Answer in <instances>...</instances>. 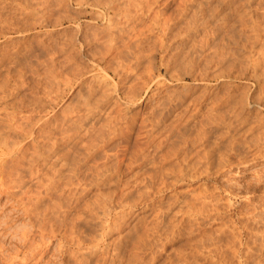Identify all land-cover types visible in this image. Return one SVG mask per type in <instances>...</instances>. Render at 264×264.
<instances>
[{"label":"rangeland","instance_id":"rangeland-1","mask_svg":"<svg viewBox=\"0 0 264 264\" xmlns=\"http://www.w3.org/2000/svg\"><path fill=\"white\" fill-rule=\"evenodd\" d=\"M146 1L147 0H145V2ZM212 1H214V2H212ZM217 1L218 0H216V1L215 0H148L149 3L148 2H146L147 4L144 3L147 6L144 5L143 13L141 14V16L136 17V18L134 17L135 19L132 21L133 23H135L134 25L137 24L136 28L138 27L137 29L140 30V33L142 34V32H143V34H144V35L142 34L143 37L141 35H139V39H140V41L142 40V38H143V40L145 39L144 41H142V42H145V44L143 43L144 45L142 44L143 45L142 46L141 43H139L142 47H140V45H139L138 49L136 50V52L134 54L131 51L129 53L128 48H126V50H128V51H126L124 49L125 52L123 51L124 52L123 55L122 54L117 55V51L114 50L109 55L115 57L117 62H115V60L114 61L112 60V59H114L113 57L110 58L111 56L110 57L108 56L107 57L108 59L106 58L103 62L101 61V63H99V60H101L100 55H99V54H101V52L99 53V51L102 50V52L103 51L106 52V49H101L102 46H103L102 48H106V46H104L102 40L100 39L101 36L103 35V33H105L103 31L104 30L103 26L106 23L105 22L106 19L105 18L103 19V17H98L96 15L97 11L98 12L101 11L98 8H95L92 5L90 6V4H87V3H85V4L80 3L78 1L80 3L79 4L75 0H23V1L22 0H15V1L14 0H0V32H2V30L5 33L7 32L6 34L0 33L1 34L0 35V50H1L0 51V55H1L0 60L2 61V62L0 61V82H1L0 87L1 86L3 87V83H2L3 81H1V80L4 79L5 80L4 82L6 83L5 90L7 89V91H9V92L5 91L7 94L5 96V99H6V97H8L11 94L7 98L9 100V102L7 104H9L11 102L10 103L11 105H8V106L10 107V109L12 111H10V109H7L8 111H10V112L15 111L14 113H17V110L20 109L18 106L23 102L24 104L23 103L22 104L25 105V107L21 104L23 107L22 113H25V114L27 113L28 115H31L32 113L38 112V114L36 113L37 115L41 114V116H39V118L37 117L36 114H34V116H33V118L35 116L37 117L38 124L42 123V121H44V119L46 120L47 118L53 117L54 115L56 116V114H57L56 118L58 120L59 119L61 120L60 117L67 118L68 116H72V113L76 114L75 111L78 110L77 107L79 108L80 107L79 105H81L79 103H83L84 100L87 98L86 96L88 93V89L92 84H94L95 79L99 78V77L103 79L104 77H106L105 79H106L107 86H105V87L103 86L104 87L103 89L106 90L104 92V94L108 95V96H106V98H104L105 95H102V98H104V99L101 98V100H100L102 107L105 105L104 109L102 107L101 108L106 113H102L103 115L101 114V116L99 115L100 120L98 119L99 118L98 117L93 121L94 123L92 122L94 124V127L97 125V123L99 124L94 128V129H96L95 130L96 132H97L98 127H101L100 130L103 129L102 131L104 132L105 140H103L104 142L100 141L98 143V145H100L99 146L100 149L97 152H95L94 155L96 156L95 159H97L98 161L99 160L101 161V162L99 161L100 163L106 162L108 164H112V162H113V164H117L118 170H117V172L114 173V176H113L114 178L112 177L113 179L111 178L107 182L108 184L105 183L98 188L93 187V186L89 187V190L87 189L83 193L84 195H82L80 200L77 202V204H78L77 207L74 208L72 206L68 209L69 212L66 211V212H68L66 214L68 216L67 219L70 217H75L79 214L81 215V212H82V211H80L81 207H82L81 205L84 206V204L88 202V199L89 200L91 199L90 201L92 202V199L95 198L97 200L99 198L98 196L100 194H101L100 195V197H101L102 194L104 195V194H106V192H108V193L110 192V194H112V195L114 194V197L115 196L118 197V195H120V194L122 195V194L128 193L127 195L126 194L124 195V197L125 196L128 197V198L126 197L127 200L125 199L126 204L123 208L120 209L124 213V214L121 213L123 215V217L121 215L120 217H122V218H120V220H119L122 225L121 224H120V226L116 225L117 229H116V226H114L115 228L112 227L113 230L111 228L110 230L109 229L105 230L106 232L101 231V230L95 231V232H97L96 237L99 236V238H97V240H98L97 246L99 248H103V249H101V251L98 250V253H97L95 258H97L98 255L101 258L104 256L106 258L105 253H107L108 259L106 258V261H107L106 264H109V262H111L112 260H114L113 262H115V261L117 262V255H115L116 256V258H115V256H113V254H114L113 252H115L114 247L117 244L116 242H118V241L122 242L121 245H123L120 248L121 250H119L121 252V254L119 253L120 255L118 256L119 259L122 258V260H120L121 264H149V262H150V264H205L204 263V254H203L204 253V246L202 244L204 241L207 242L208 240L211 239V238L209 239V236H207V234H209L210 237H213V239H211V242H210L212 244H209V241L207 242L209 245H211L210 247H212L214 244L216 245V243L218 242L216 246L214 245L215 247L218 246L217 248H219L217 250H218V255H219L218 260L219 259L220 260L217 262L220 263V261L223 258H225L223 260H225L226 263H225V261L222 260L220 264H230V262H227L233 257V252H231L232 250H230L229 253L227 252L229 250L228 246L230 245L229 240L227 241V239H230L229 238L230 237V229L233 230L232 227H234V226H237V227H234V229L235 228L237 230L243 229L240 225L242 218H245L246 216L250 218L251 217L250 213L252 214V217L249 220V224L254 228L256 227L255 228L256 233H253V236L255 235L254 236L255 238L252 236L253 244L255 241H256L255 242L256 244L255 245L252 244V247L253 248L255 247V248L254 249L252 248V250L250 252L255 256L258 252V250L257 251L255 250L256 247L258 246V248H259L260 245L262 243H264V240H262V238H264V236H262V235H264V233H262V232H264V231H260V230L264 229V227H262V226H264V221H262V220H264V218H262V216H264V212L259 213L260 211H264V210H262V209H264V208H262V207H264V183L257 182L258 176L260 174L264 173V172H262V171H264V132H261V130H257V129H254L255 131L249 130L246 127V123H248L249 121H253L254 118L255 119L253 122H255V120H258L259 118H260L259 121H261V122L264 121V105H261L260 106L261 108L256 105V103H257L256 101H258L260 99L256 100L254 103V100L259 97V96L257 97L256 95L260 94V90H259V87L257 85V82L251 77L252 71H251V68H250L248 61L246 59V54H245V50H244L245 47L243 46V44H241L243 41H245V39L243 38L244 35L241 34L240 32H237L238 33L237 34L235 32V30H230L232 28V26H227L225 29H220L219 28L220 25H218V24H211L212 26L209 25L210 27L209 26L208 27L210 29L207 27L206 30H208V31H204V33H200L199 35H201V36L196 35L195 37L198 36L197 38H195V37L187 38L183 34V33L187 32V29L185 27L189 26V23H187V22H188V20H191V17H197V18H198V16L200 17L202 15V12H205V10L208 9L209 4H216L215 2H217ZM242 1L243 0H241V1L236 0V2H239L240 4L242 3ZM245 1H248V0H244L243 2H245ZM249 1L248 2L250 4V6H252V7H250V8L248 7V9H251L254 14H260V13L264 12V5H261V4H264V0H249ZM181 2H182V4L183 3L184 4L182 5ZM48 5H52L53 9L51 12L52 13L54 12V13L53 14L51 13L50 21L45 23L44 26L40 25L38 23V19L35 20V17L31 18V16H29V15H31V13L33 11L34 12H36L37 10L39 11L40 7L43 10ZM124 6L126 7V2H124L123 7ZM150 6H151V9H150ZM5 7H7V8H5ZM147 7L150 10V12H149V10H147ZM129 8L131 11L134 9L133 7H129ZM41 9H40V11H41ZM197 9H200V11ZM29 11H30V13H29ZM79 11H80V13H79ZM57 12H58V14H57ZM134 12L136 13L137 11L133 10V12H131V13H134ZM147 12H149V15ZM158 12L163 13L162 15H164V17L161 14H160L161 15L160 16ZM61 13L63 14V16ZM198 13H201V14L199 15ZM146 15L148 17H146ZM151 15H153L154 17L151 18ZM167 15L170 19L172 17L173 18L175 17V19H176V17H177L178 18L176 20L177 25H175L174 29L170 32L171 34L168 33V35L160 37L158 35L159 33L157 30L161 27V23H162V21H164L165 18H167ZM170 15H172V16L170 17ZM184 15L186 16V18L184 17ZM24 16H25V18H24ZM58 16H60V17L62 16L60 18V21H56ZM135 16H138V15H135ZM142 16H144V17H142ZM179 18H182L184 21L181 22V20ZM175 19H173V20L175 21ZM21 20H25L26 23H25V21H21ZM35 21H37V22H35ZM32 22H34L35 25H34V23L32 24ZM30 23H31V25H33V26H31L32 28L30 27ZM183 23H184V25H183ZM121 25L126 28L125 33L127 35V33H128L127 28L129 29V27L127 26L128 24L127 23L124 24V22H123V24L121 23ZM153 25H155V26L153 27ZM141 30H144V31H141ZM177 30H179V32H177ZM129 31L130 32L128 33L127 37L124 35L125 33L123 34V36L125 37V40H124V37L122 36L125 43H126V39L127 40L130 39L129 34H130V36L132 34V32H131L132 29L131 30L129 29ZM145 34H146V36H145ZM171 35L172 36L175 35L172 38L173 40H171V37H172ZM238 36H240L241 39ZM96 37H98V38L100 37L99 40H98V38L95 39ZM146 37H149V38H146ZM158 37H160L162 39L161 41H163L161 48L159 47L160 46V43H159L160 38L158 39ZM122 38L120 37L121 41L118 38V41H119L118 44H120V43L122 44ZM156 39H158V40H156ZM132 40L130 39V42H132ZM148 40H150V41H148ZM227 40H228V43H227ZM124 41H123V44L125 46ZM128 42H129V40H128ZM65 43L66 44L68 43V44L66 45ZM229 43H231V44H229ZM232 43H234V44H232ZM222 44H223V46H222ZM146 46H148V47H146ZM247 46L249 47V43H247ZM68 47H71V48H68ZM118 47H119V45H118ZM125 47H123V48H125ZM48 49H49V51H48ZM56 49H57V51H56ZM119 50L122 51V48H120ZM138 50H140V51H138ZM143 50H145V51H143ZM46 51H48V53ZM55 51H56V53H55ZM91 51H92V54H91ZM203 51H204V53H203ZM237 51H239V52H237ZM242 51L244 52V54ZM66 52H70V53L67 54ZM113 52H116V53H113ZM123 52H121V53H123ZM69 54H71V55H69ZM139 54L141 55V57ZM136 55L139 56V62H137L136 61L137 59H135V57H134ZM71 56H73V59H71L72 58ZM74 56L76 57V59H74L75 58ZM138 56H136V58H138ZM67 57H69V58L71 57L70 60L67 59ZM49 58H50L51 62H52V59L56 60V62H55L56 73H53V76H55L53 78H52V76H49L50 74L49 75L47 74L48 68L46 67L47 66L46 63L49 61L48 60ZM109 58L111 59L110 62L112 65H110V62L108 61ZM127 59H129V60H127ZM167 59H169V60H167ZM66 60H69L70 62L68 61V63H67ZM76 60H77V62H75ZM31 61H32V63H31ZM57 61L59 62V64ZM73 61L75 62V64L78 63V66H79L81 72L83 73L81 77H79V76L77 77L75 74H73V68H74L72 66V65H74ZM127 61L129 63H127ZM191 61L195 62V64H193ZM51 62H48V64ZM120 62H122V64ZM190 62L192 63L191 65L188 64ZM202 62L203 63L207 62L206 64L208 66L205 63L203 64ZM23 63H25V64L27 63L28 65L26 64V66H25V64H23ZM161 63H163V64L161 65ZM108 64L110 66H108ZM120 64L123 66H121ZM196 64H198V66H196ZM32 65H34V66H32ZM49 65L51 66L52 64H49ZM81 65H83V66H81ZM145 65L147 68L145 67ZM42 66H43V68H42ZM58 66H59V69H57ZM112 66H114V68ZM201 66H202V68H201ZM69 67H72V69ZM115 67H117V68H115ZM122 67H123V69H122ZM185 67H187V68H185ZM199 67L201 68V70H198V69H200ZM117 69H118V71H119V69H120V71H124V69H125L124 72H125V74H128V75L124 74L121 78L118 77L116 74L118 72ZM84 70H85V72H84ZM138 70H140V71H138ZM172 70H174V71H172ZM126 72H128V73H126ZM142 72H144V73H142ZM45 73H46V75H45ZM54 74H56V75H54ZM203 74H205L206 76L205 75L202 76ZM214 74H217L218 76L215 75L216 77H214ZM201 76L205 77V79L201 78ZM2 77H3V79H2ZM206 77H209V78H206ZM47 78L48 79L50 78V79L48 80ZM29 79H31V80H29ZM67 79H69V80H67ZM14 80L16 83L14 82ZM7 81H8V83H7ZM46 82L49 84H47ZM95 87H97L96 83H95ZM34 88H36V89H34ZM108 91H109V94H107ZM225 91H228V92H225ZM234 91H235V94H234ZM29 92H30V94H29ZM44 92L46 93V95ZM229 92L230 93L232 92V94H234V95L237 94V96L238 95L240 96L242 94V96L244 97L243 107L241 108L242 112H244L242 114H244V115L241 118L239 117L241 120L239 118L238 119L234 118L236 116H234L235 114H234V112H232L233 111L232 106L230 108L231 104L228 105L229 103L225 100L226 97L228 98ZM246 93H248V94H246ZM99 94H100V92H99ZM99 94L97 93V95H99ZM16 95L18 97H21L22 99L16 97ZM224 95H226V96H224ZM255 96H256V98H255ZM12 98H15V99H12ZM253 98H254V100H253ZM18 99L21 103L18 101ZM105 99H106V101H104ZM107 99H108V102H107ZM13 100L14 101L16 100L15 101L16 104H18V103H20V104H18V106L15 107V104L14 105L12 104V103H15ZM38 100L40 101V103ZM95 100H96V98H95ZM109 100H110V102H109ZM252 100H253V102H252ZM33 101H34V103H33ZM93 101H94V99H93ZM27 102H28V104H27ZM35 102H36V104H35ZM105 103H110V105L109 104L106 105ZM160 103H162V104H160ZM26 104H27V106H26ZM37 105H38V107H37ZM226 105H228V106H226ZM75 106H77V107H75ZM195 108H196V110H195ZM13 109H14V111H13ZM29 109L30 110L33 109L35 112L33 110L30 111ZM46 109H48V110H46ZM28 110L30 112H28ZM103 110L101 112H103ZM157 110H159V111H157ZM43 111H44V113H43ZM200 111H202V112H200ZM67 113H70V114H67ZM108 113L110 116V117H108L109 121L107 118H104L105 117L104 114L107 115ZM27 114H26V116H27ZM66 114H67V116H66ZM213 114H214V116H213ZM229 114H231V115H229ZM245 115L247 118L244 117ZM112 116H113V118H112ZM218 116L222 119V125L220 123L221 119ZM231 116H233V117H231ZM80 117H81V121H82V119H84L83 118L84 116H80ZM148 117H150L151 119ZM243 118H244L245 124L243 122ZM50 119H52V118H50ZM184 119L186 122L184 121ZM229 119H231V120H229ZM235 119L237 120L238 123H234V122H236V121H234ZM98 120H99V122H98ZM153 120H154V122H153ZM215 120L218 122H216ZM35 121H37V120L36 119L33 120L34 123H35ZM228 121H231V123L233 122V124H231L230 122L228 123ZM82 122H84V120ZM152 123H154L156 125V127L152 126ZM197 123H199V124H197ZM38 124H34V126H36ZM234 124L235 125L238 124V126L236 125L237 127H235ZM239 124L240 125L242 124V126H240ZM39 125H41V124H39ZM115 125H116V127H115ZM233 125L235 128L233 127ZM113 126L115 128H113ZM206 127H207V130H206ZM203 128H205V129L203 130ZM199 129H200V131H199ZM152 130H153V132H152ZM107 131H108V133H107ZM233 132L234 133L236 132L237 134L235 133V135H234ZM241 132H244V133H241ZM181 133H182V135H181ZM252 133H254V134H252ZM143 135H145V136L143 137ZM209 135H210V137H209ZM206 137L208 138V140L206 139ZM29 139H30L29 137H26L25 142L29 141ZM213 139H214V141H213ZM203 140L204 141L206 140L208 143L206 141L204 142ZM248 141H250V142H248ZM158 142H159V144H158ZM229 142H230V144H229ZM257 143H259V144H257ZM118 146H119V148H118ZM154 146H156V147L154 148ZM192 146H193V148H192ZM137 147H138V149H137ZM240 151H242V152H240ZM194 152H196L197 154ZM166 153L168 156L165 155ZM101 154L103 155V157ZM188 154L190 156H192L193 158L194 157L195 158L193 159L192 157H189ZM187 155L189 157V158H187L188 160L186 159ZM236 155H238V156H236ZM107 156H110V157H107ZM182 156H183V158H182L183 161L181 159ZM196 156L198 157L197 158L198 160L196 159ZM201 156H203V157H201ZM162 158H163V160H162ZM201 158H204V159L201 160ZM179 159H181V160H179ZM185 159H186V161L184 162ZM232 159H233V161H232ZM91 160H94V157H91ZM115 160L117 162H115ZM131 161H132V163H131ZM162 161H164V162H162ZM180 161H182V162H180ZM197 161H199V162L197 163ZM152 162H154V163H152ZM175 162H177L178 165L182 163L183 166H185L187 168H188V165H190L189 167L190 168L192 167L193 168L192 170H194V172L189 168L190 170L188 169L187 171H185L183 173V176L175 183V185L170 186L168 184L167 185L168 187H166V185L162 186L163 185V183H161L162 180L167 181L170 177L173 176V170H176V168L179 167L177 165V163H175ZM187 162H189L188 165L186 164ZM213 163H215L216 165ZM173 166H174V168H173ZM175 166H178V167L175 168ZM201 166L202 167L204 166L202 168L204 170H202V171H200ZM171 167L173 168V170ZM135 170H136V172H135ZM137 170H138V172H137ZM167 170L168 171L170 170V171L168 172ZM139 171L140 172L142 171V172L140 173ZM151 171H153V172H151ZM205 171H207V172H205ZM192 173H194L195 175ZM144 175H145V177H144ZM168 175H172V176L167 177ZM145 178H146V180H145ZM149 179L150 180L152 179V180L150 181ZM170 179L168 181H170ZM86 180L85 181L82 180V181L86 182ZM82 181L79 184L80 186L78 185L79 187L85 186V183L83 184ZM230 181H232V182H230ZM144 182H146L148 184V186H150V188L148 187V189H150V190L149 191L146 190L148 192V194H147V192H145V189H147V188L146 187L144 188V186L146 185ZM157 185L158 186L160 185L159 186L160 188ZM227 186H229V187L231 186V187L229 188ZM260 186H261V188H260ZM105 187H107V188H105ZM195 187L198 189H195ZM130 189L132 191H129ZM112 191H114V192H112ZM189 192L192 195H190ZM134 193H135V195H134ZM137 193H139V194H137ZM198 193L201 194L202 196L199 195ZM97 194H99V195H97ZM136 194H137V196H136ZM203 194H205V196ZM194 195L196 197H194ZM84 196L86 197V200H85ZM95 196L98 198H96ZM209 196H211L212 198ZM2 197H0V203H1L0 204V206H1L0 207V214L1 215L3 214L5 217L3 215L0 216V220H3V219L5 220L6 216H9V217H7L8 219H6V220H9V218H12L11 219L12 221L10 223L12 225V228H10V227L8 228L9 230L6 234L7 237L5 236L6 241H5V239H3L4 237H2V239L4 240V242L6 244H8L10 246L11 244H9V242L11 239H13V240L16 239V241L21 242L22 236L21 235L19 236V234H21V231L23 232L25 230V228H27L25 230V232L29 233V235L31 234L32 231H35V230H34V228L32 230V227L29 224V220H27L26 216L22 215V212L20 211V209L17 210L18 206H16L15 204H12V202H13V200H11L12 198L11 199L9 197L7 198V196H5V195ZM204 197L205 198L208 197L209 199L207 200V198L205 199ZM210 198L212 199V201L214 200L213 201L214 203L211 202ZM217 198H218V200H217ZM7 199H9V200H7ZM183 200H185V201H183ZM229 200H230V202H229ZM7 201H9V202H7ZM83 202H84V204H81ZM167 202H169V203H167ZM255 202H256V204H255ZM9 203H11L12 205ZM4 204H5V206H4ZM205 204L209 208L206 207ZM164 205H165V208H164ZM197 205H199V206H197ZM217 205H218V207L222 206L221 207L222 209L220 208L221 209L220 210L217 207ZM78 206L80 209L78 208ZM210 206H211V208H210ZM185 207H186V210H185ZM201 207H203V208H201ZM199 208L202 209V211ZM205 208L207 210L210 209L209 210L210 212H205L206 211ZM216 208H217V210H216ZM130 209H132V211ZM223 209H225V210L223 211ZM212 210H213V212H211ZM251 210L253 213L251 212ZM254 210H255V212H254ZM168 211H169V213H168ZM185 211H186V213H185ZM221 211H222V213H221ZM242 211H243V213H241ZM204 212H205V214H204ZM245 212L247 214H245ZM256 212L258 213V215H261V216L259 217ZM76 213H77V215H76ZM172 213H173V215H172ZM219 213L222 215H220ZM224 213H226L225 214L226 217H224ZM254 213L256 214V216L258 218L256 216L255 217L253 216ZM177 214H178V216H177ZM214 214H216V215L219 214V216L218 215L215 216ZM69 215H71V216H69ZM201 216L202 217L206 216L208 218L200 219ZM172 217H174V218H172ZM253 217H254V219H253ZM260 218H261V221H259ZM223 219H225V220H223ZM213 220H215L217 222H215ZM27 221H28V223H27ZM96 221H97V219H96ZM173 221H175V223ZM200 221H202V222H200ZM208 221H210V222H208ZM81 222H83V221H81ZM196 222H198V223H196ZM205 222H207V223H205ZM228 222H230L231 225L234 223L235 224L232 225V227H231L230 223H228ZM92 223H90V224H92ZM217 223H220L221 225L217 224ZM222 223H223V225H222ZM227 223H228V225H227ZM90 224H88V225H90ZM197 224H198V226H197ZM29 225H30V227H27ZM82 225H83L85 230H87V231L91 230L89 228L90 226L87 227V224H85V222H83ZM168 225L171 227H169ZM217 225L220 227V229H217V228H219ZM224 225L225 226L227 225L225 227L226 229H224ZM118 226H119V228H118ZM222 226H223V228H222ZM229 226H230V228H228ZM29 228H31V229H29ZM221 228L223 230H221ZM10 229H12V230H10ZM13 229H17V230H15V232H14ZM19 229H20V232L18 233ZM158 229H161V230H158ZM215 229H216V233L223 231L222 236L220 235L222 233H219L220 240H219V238L216 237V235H218V234L215 233ZM29 230L30 231L32 230V231L30 232ZM151 230H153V231H151ZM224 230L225 231L228 230V231L225 232ZM1 231H2V229H0V232ZM9 231H11L10 235H8ZM257 231H259L260 233ZM13 232L16 235H13L12 234ZM95 232H91V233L94 235ZM98 232H100V235ZM228 232H229V234H228ZM11 234H12V236H11ZM17 234H18V236H17ZM35 234H36V232H34V234H32V237L34 239L36 238L37 242H40V240L38 241V239H40V237H38L39 236L38 233L36 234V236H35ZM150 234H151V236H150ZM260 234H262V235H260ZM164 235H166V236H164ZM199 235H200V237H198ZM204 235H205V237H204ZM258 236H260V238ZM16 237L19 238L20 240L19 239L17 240ZM206 237H207V239H206ZM222 237H223V239H226V240L221 241ZM216 238L219 241L216 240ZM45 239L48 240V238H45ZM257 239H258V241H257ZM214 240H215V243H213ZM244 240H245V238L241 239L240 241L238 240L239 244L243 247L245 245ZM57 241L58 240H56V238L53 239L52 241L49 240V245H48V247H46V250L43 252V255H42L43 261H41L40 264H42V262H44V261H45L44 264H49V263L50 264H65L66 262L68 264H70V263L74 264L75 259L73 260L72 256H70V255L68 256V255H66V253H62V251L58 250L59 245H57L58 244ZM136 241H138V242H136ZM157 241H160V242H157ZM46 242H48V241H46ZM10 243H13L15 245L18 242L15 243V241L13 242L11 240ZM123 243H126V244H123ZM14 245H11L9 247L10 250L8 249L9 250V256H10V254H12V255L14 254V253H11L16 249V245L15 246ZM42 246L43 245H41V247ZM160 246H162V247H160ZM104 247L106 248V250ZM221 247H224V248H221ZM225 247H227V249ZM11 248H13V249H11ZM107 249H108V252H107ZM220 249L221 250L225 249L224 250L225 253L223 251H221ZM230 249H231V247H230ZM149 250L151 253L149 252ZM71 251L76 252L73 249H71ZM102 251H104L105 253ZM219 251H221L222 253L220 252V254H219ZM29 252H30V250L28 251V253ZM226 252H227V254H226ZM99 253H101V254L104 253V255L102 254V256H101V254H99ZM61 254H63V256ZM130 254H131V256H130ZM222 254H224L225 257ZM229 254H231V255L228 257L227 255H229ZM134 255H136V256H134ZM65 256H66V258H65ZM220 256L221 257L223 256V257L221 258ZM237 257L239 260L237 259ZM67 258L69 259V262H68ZM212 258H214V257H212ZM233 258L231 260H234V262H236V263H237V261L240 262V259H242L241 256H238V253H236V257H233ZM94 259H93V261H94ZM110 259H111V261H109ZM70 260L73 262H71ZM144 260H145V262H144ZM211 260H213V259H211ZM262 261H264V260H262ZM116 262H115V264H116ZM254 262H255L254 260H252V262L249 261L250 264H257L256 262L255 263ZM243 263H244V260H243ZM0 264H4V261L0 260Z\"/></svg>","mask_w":264,"mask_h":264},{"label":"bare ground","instance_id":"bare-ground-1","mask_svg":"<svg viewBox=\"0 0 264 264\" xmlns=\"http://www.w3.org/2000/svg\"><path fill=\"white\" fill-rule=\"evenodd\" d=\"M15 1V0H14ZM23 1V0H22ZM76 2H80V3H87V4H90V6L92 5L93 7L95 8H98L99 10L101 11H97L96 12V15L98 17H103V19L105 18L106 19V23L104 24L103 26V31L105 33H103V35L101 36V40L104 44V46H106V48H102L101 49H106V52H102L99 51V53L101 52L100 55V59L99 60V63H101V61L103 62L108 56L110 57L112 53V51H117V55L119 54H124V49L126 50V48H128L129 50V53L130 51L133 52V54L136 52V50L138 49L139 47V43H141V45L145 42H142L144 41L143 38L142 40L140 41L139 39V35L142 36V34L140 33V30H138L136 28V25H134L135 23H133L132 21L136 18V17H139L141 16V14L143 13V9H144V5L147 6L146 2H148V0L145 2V0H75ZM216 1V0H215ZM241 1V0H240ZM244 1V0H243ZM240 4L239 2H236V0H218L217 2H215L216 4H209L208 6V9L205 10V12H202V15L198 18L197 17H191V20H188L187 23H189V26L185 27L187 29V32L183 33L187 38H191V37H195L196 35H199L200 33H204V31H208L206 30L207 27L211 24H218L220 25V29H225L227 26H232V28L230 30H235V32H240L241 34H243V38L245 39V41H243L241 44H243V46L245 47V54H246V59L248 61V64L251 68V77L257 82V85L259 87V90H260V94L259 95H256L258 98L254 100V103L256 100L257 103L256 105L258 107H260L261 105H264V12L260 13V14H254L252 12L251 9H248V7H252L250 6L249 2L248 1H245ZM28 2V1H27ZM74 2V1H73ZM78 2V3H79ZM124 2H126V7L124 6L123 7V4ZM187 2V1H186ZM190 2V1H189ZM214 2V1H212ZM31 3V2H30ZM35 3V2H34ZM57 3V2H56ZM79 3V4H80ZM146 3V4H144ZM149 3V2H148ZM211 3V2H210ZM21 4V3H20ZM182 4V2H181ZM184 4V3H183ZM182 4V5H183ZM192 4V3H191ZM200 4V3H199ZM198 4V5H199ZM24 5V4H23ZM33 5V4H32ZM53 5V4H52ZM52 5H48L45 9H39V11L37 10L36 12H32L31 15V18L35 17V20L38 19V23L40 25H43L45 23H47L48 21H50V16H51V11H52ZM64 5V4H63ZM261 5H264V4H261ZM78 6V5H77ZM189 6V5H188ZM3 7V6H2ZM58 7V6H57ZM64 7V6H63ZM129 7H133L134 11H137L136 13H131L133 12V10L131 11ZM196 7V6H195ZM7 8V7H5ZM35 8V7H34ZM44 8V7H43ZM56 8V7H55ZM185 8V7H184ZM255 8V7H254ZM97 9V10H98ZM146 9V8H145ZM150 9H151V6H150ZM147 10L148 7H147ZM146 10V11H147ZM200 11V9H197ZM2 11V10H1ZM4 11V10H3ZM54 11V10H53ZM198 11V12H199ZM254 11V10H253ZM63 12V11H62ZM150 12V10H149ZM149 12L148 15H149ZM30 13V11H29ZM54 13V12H53ZM52 13V14H53ZM80 13V11H79ZM87 13V12H86ZM159 13V12H158ZM175 13V12H174ZM27 14V13H26ZM58 14V12H57ZM62 14V13H61ZM102 14V15H101ZM152 14V13H151ZM162 15L163 13H159V15ZM166 14V13H165ZM199 15L201 13H198ZM6 15V14H5ZM23 15V14H22ZM135 15H138V16H135ZM160 15V16H161ZM179 15V14H178ZM11 16V15H10ZM63 16V14H62ZM61 16V17H62ZM68 16V15H67ZM66 16V17H67ZM164 17V15H162ZM172 15H170L171 17ZM182 16V15H181ZM190 16V15H189ZM13 17V16H12ZM60 16H58L57 20L56 21H60ZM135 17V18H134ZM144 17V16H142ZM146 17H148L146 15ZM150 17V16H149ZM154 17L153 15H151V18ZM159 17V16H158ZM166 17V16H165ZM184 17L186 18V16L184 15ZM18 18V17H17ZM25 18V16H24ZM68 18V17H67ZM160 18V17H159ZM168 18V19H167ZM167 18L164 19V21H162L161 23V27L157 30L158 31V35L161 37V36H165V35H168V33H170L175 25H177V22L176 20L178 19L176 17L173 18L175 19V21L171 18L168 17L167 15ZM189 18V17H188ZM187 18V19H188ZM19 19V18H18ZM95 19V18H94ZM154 19V18H153ZM182 21H184L182 18H179ZM190 19V18H189ZM34 20V19H33ZM152 20V19H151ZM21 21H25V20H21ZM140 21V20H139ZM173 21V22H172ZM187 21V20H186ZM37 22V21H35ZM128 24L127 26L129 27V29L131 30L132 29V34L130 36L129 34V37L130 39L132 40V42H130V39L129 42L128 40L126 39V43H125V37L123 36V34L126 32V28L124 26L121 25V23L123 24ZM126 22V23H125ZM26 23V21H25ZM29 23V22H28ZM34 22H32L33 24ZM38 24V25H39ZM35 25V23H34ZM184 25V23H183ZM193 25V26H192ZM33 26L31 25L30 23V27ZM99 26V25H98ZM155 25H153L154 27ZM181 26V25H180ZM212 26V25H211ZM140 27V26H139ZM147 27V26H146ZM210 27V26H209ZM208 27V28H209ZM32 28V27H31ZM100 28V27H99ZM156 28V27H155ZM184 28V29H185ZM129 29L127 28V31L128 33L130 32ZM143 29V28H142ZM210 29V28H209ZM212 29V28H211ZM152 30V29H151ZM215 30V29H214ZM217 30V29H216ZM141 31H144V30H141ZM185 31V30H184ZM100 32V31H99ZM148 32V31H147ZM177 32H179V30H177ZM214 32V31H213ZM219 32V31H218ZM1 34L4 33L6 34L5 32H0ZM91 33V32H90ZM128 33L126 35V33L124 34L126 37L128 36ZM0 34V35H1ZM92 34V33H91ZM171 34V33H170ZM182 34V35H183ZM238 34V33H237ZM39 35V34H38ZM71 35V34H70ZM98 35V34H97ZM144 35V34H143ZM211 35V34H210ZM221 35V34H220ZM225 35V34H224ZM231 35V34H230ZM229 35V36H230ZM233 35V34H232ZM236 35V34H235ZM87 36V35H86ZM122 36L124 37V40L122 38ZM146 36V34H145ZM149 36V35H148ZM172 36V35H171ZM175 36V35H174ZM172 36L171 37V40H173L172 38L174 37ZM179 36V35H178ZM201 36V35H199ZM205 36V35H204ZM120 37L122 38V44H123V41L125 43V46L124 44L121 45L118 44V38L119 40L121 41ZM128 37V38H129ZM143 37V36H142ZM158 37V39L160 38ZM198 37V36H197ZM195 37V38H197ZM206 37V36H205ZM228 37V36H227ZM233 37V36H232ZM240 37V36H238ZM12 38V37H11ZM88 38V37H87ZM98 37H96L95 39H97ZM98 38V40H99ZM145 38V37H144ZM146 38H149V37H146ZM207 38V37H206ZM89 39V38H88ZM156 39V40H158ZM175 39V38H174ZM194 39V38H193ZM233 39V38H232ZM241 39V37H240ZM42 40V39H41ZM87 40V39H86ZM97 40V41H98ZM154 40V39H153ZM162 39L160 38L159 40V43H160V48H161V45L163 44V41H161ZM167 40V39H166ZM195 40V39H194ZM199 40V39H198ZM202 40V39H201ZM150 41V40H148ZM38 42V41H37ZM44 42V41H43ZM158 42V41H157ZM150 43V42H149ZM226 43V42H225ZM227 43H228V40H227ZM247 43H249V47L247 46ZM43 44V43H42ZM66 44V43H65ZM68 44V43H67ZM66 44V45H67ZM143 44V45H144ZM231 44V43H229ZM234 44V43H232ZM240 44V43H239ZM4 45V44H3ZM62 45V44H61ZM64 45V44H63ZM122 48V51L119 50L120 48ZM140 45V47H142ZM22 46V45H21ZM47 46V45H46ZM57 46V45H56ZM88 46V45H87ZM122 46V47H121ZM155 46V45H154ZM153 46V47H154ZM192 46V45H191ZM223 46V44H222ZM241 46V45H240ZM7 47V46H6ZM25 47V46H24ZM63 47V46H62ZM65 47V46H64ZM74 47V46H73ZM125 47V48H123ZM148 47V46H146ZM5 48V47H4ZM49 48V47H48ZM56 48V47H55ZM68 48H71V47H68ZM241 48V47H240ZM7 49V48H6ZM51 49V48H50ZM131 49V50H130ZM142 49V48H141ZM150 49V48H149ZM176 49V48H175ZM243 49V48H242ZM75 50V49H74ZM126 50V51H128ZM156 50V49H155ZM212 50V49H211ZM1 51V50H0ZM49 51V49H48ZM48 51H46L48 53ZM57 51V49H56ZM55 51V53H56ZM124 51V52H123ZM140 51V50H138ZM145 51V50H143ZM152 51V50H151ZM4 52V51H3ZM14 52V51H13ZM64 52V51H63ZM123 52V53H121ZM153 52V51H152ZM165 52V51H164ZM239 52V51H237ZM243 52V51H242ZM15 53V52H14ZM54 53V54H55ZM67 54L70 53V52H66ZM113 53H116V52H113ZM140 53V52H139ZM143 53V52H142ZM149 53V52H148ZM204 53V51H203ZM12 54V53H11ZM21 54V53H20ZM43 54V53H42ZM51 54V53H50ZM91 54H92V51H91ZM96 54V53H95ZM132 54V53H131ZM138 54V53H137ZM241 54V53H240ZM244 54V52H243ZM41 55V54H40ZM71 55V54H69ZM126 55V54H125ZM140 55V54H139ZM143 55V54H142ZM147 55V54H146ZM203 55V54H202ZM1 56V55H0ZM15 56V55H14ZM60 56V55H59ZM68 56V55H67ZM132 56V55H131ZM138 56V55H136ZM136 61L139 62V56ZM152 56V55H151ZM150 56V57H151ZM175 56V55H174ZM182 56V55H181ZM205 56V55H204ZM238 56V55H237ZM241 56V55H240ZM48 57V56H47ZM52 57V56H51ZM57 57V56H56ZM55 57V58H56ZM72 57V58H71ZM70 58L73 59V56H71ZM75 57V56H74ZM113 56H111L110 58H112ZM141 57V55H140ZM143 57V56H142ZM146 57V56H145ZM149 57V56H148ZM239 57V56H238ZM15 58V57H14ZM21 58V57H20ZM63 58V57H62ZM69 57H67V59L70 60ZM109 58V62H110V59ZM114 59H112L113 61L115 59V57H113ZM132 58V57H131ZM190 58V57H189ZM202 58V57H201ZM240 58V57H239ZM12 59V58H11ZM33 59V58H32ZM37 59V58H36ZM35 59V60H36ZM40 59V58H39ZM43 59V58H42ZM57 59V58H56ZM76 59V57L74 58ZM99 59V58H98ZM108 59V58H107ZM199 59V58H198ZM238 59V58H237ZM13 60V59H12ZM29 60V59H28ZM31 60V59H30ZM47 60V59H46ZM45 60V61H46ZM49 61L48 62H51L50 61V58L48 59ZM61 60V59H60ZM69 60H66V62L68 63ZM121 60V59H120ZM129 60V59H127ZM132 60V59H131ZM169 60V59H167ZM1 61V60H0ZM37 61V60H36ZM59 61V60H58ZM57 61V62H58ZM107 61V60H106ZM112 61V62H113ZM124 61V60H123ZM152 61V60H151ZM222 61V60H221ZM2 62V61H1ZM12 62V61H11ZM18 62V61H17ZM20 62V61H19ZM39 62V61H38ZM43 62V61H42ZM48 62L46 63L47 64V74L49 76H53V73H56L55 71V68H56V60L55 59H52V62L49 63V64H52L51 66L48 64ZM70 62V61H69ZM77 62V60L75 61ZM75 62L73 61L74 65H72L74 68H73V74H75L77 77H81L82 76V72L78 66V63L75 64ZM125 62V61H124ZM131 62V61H130ZM147 62V61H146ZM164 62V61H163ZM183 62V61H182ZM192 62V61H191ZM188 63V64H195V62H192V63ZM32 63V61H31ZM30 63V64H31ZM108 63V62H107ZM122 64V62H120ZM127 63H129L127 61ZM134 63V62H133ZM143 63V62H142ZM185 63V62H184ZM203 63V62H202ZM205 63V62H204ZM203 63V64H204ZM207 63V62H206ZM205 63V64H206ZM25 64V63H23ZM27 64V63H26ZM25 64V66H26ZM29 64V65H30ZM59 64V62H58ZM65 64V63H64ZM120 64V65H121ZM163 63H161L162 65ZM168 64V63H167ZM187 64V65H188ZM15 65V64H14ZM20 65V64H19ZM28 65V64H27ZM45 65V64H44ZM62 65V64H61ZM71 65V64H70ZM110 65L111 62H110ZM108 64V66H110ZM116 65V64H115ZM114 65V66H115ZM130 65V64H129ZM169 65V64H168ZM189 65V66H190ZM207 65V64H206ZM11 66V65H10ZM23 66V65H22ZM34 66V65H32ZM63 66V65H62ZM69 66V65H68ZM83 66V65H81ZM114 66H112L114 68ZM118 66V65H117ZM123 66V65H121ZM135 66V65H134ZM193 66V65H192ZM196 66H198V64H196ZM200 66V65H199ZM208 66V65H207ZM29 67V66H28ZM40 67V66H39ZM45 67V66H44ZM90 67V66H89ZM137 67V66H136ZM146 67V65H145ZM169 67V66H168ZM167 67V68H168ZM183 67V66H182ZM194 67V66H193ZM205 67V66H204ZM21 68V67H20ZM31 68V67H30ZM43 68V66H42ZM41 68V69H42ZM72 69V67H69ZM117 68V67H115ZM132 68V67H131ZM147 68V67H146ZM187 68V67H185ZM189 68V67H188ZM200 68V67H199ZM202 68V66H201ZM198 69V70H201ZM57 69H59V66L57 67ZM56 69V70H57ZM121 69V68H120ZM118 71L117 69V76L118 77H122L124 74H125V69L124 71ZM123 69V67H122ZM130 69V68H129ZM170 69V68H169ZM206 69V68H205ZM14 70V69H13ZM20 70V69H19ZM83 70V69H82ZM167 70V69H166ZM175 70V69H174ZM172 70V71H174ZM226 70V69H225ZM232 70V69H231ZM21 71V70H20ZM67 71V70H66ZM87 71V70H86ZM127 71V70H126ZM140 71V70H138ZM146 71V70H145ZM169 71V70H168ZM179 71V70H178ZM191 71V70H190ZM210 71V70H209ZM220 71V70H219ZM30 72V71H29ZM44 72V71H43ZM85 72V70H84ZM203 72V71H202ZM207 72V71H206ZM245 72V71H244ZM12 73V72H11ZM128 73V72H126ZM144 73V72H142ZM147 73V72H146ZM214 73V72H213ZM229 73V72H228ZM71 74V73H70ZM69 74V75H70ZM88 74V73H87ZM176 74V73H175ZM174 74V75H175ZM186 74V73H185ZM202 74V73H201ZM219 74V73H218ZM225 74V73H224ZM234 74V73H233ZM232 74V75H233ZM238 74V73H237ZM38 75V74H37ZM36 75V76H37ZM46 75V73H45ZM47 75V76H48ZM56 75V74H54ZM61 75V74H60ZM125 75H128V74H125ZM145 75V74H144ZM148 75V74H147ZM205 74H203L202 76H204ZM218 76L217 74H214V77ZM220 75V74H219ZM227 75V74H226ZM243 75V74H242ZM241 75V76H242ZM6 76V75H5ZM4 76V77H5ZM8 76V75H7ZM92 76V75H91ZM106 76V75H105ZM169 76V75H168ZM173 76V75H172ZM176 76V75H175ZM199 76V75H198ZM201 78H204L205 77H202ZM206 76V75H205ZM209 76V75H208ZM221 76V75H220ZM238 76V75H237ZM65 77V76H64ZM63 77V78H64ZM99 77V76H98ZM140 77V76H139ZM194 77V76H193ZM210 77V76H209ZM209 77H206V78H209ZM15 78V77H14ZM30 78V77H29ZM45 78V77H44ZM51 78V77H50ZM49 78V79H50ZM71 78V77H70ZM106 77H104L103 79L102 78H94L95 81H94V84H92L89 89H88V93H87V98L84 100L83 103H79L81 105H79L80 107L78 108L77 106V109L75 112L76 114L72 113V116H68L67 118H63V117H60L61 120L57 119L56 116L54 115L53 117H50V118H47L46 120L44 119V121H42V123H39L41 125L38 124V119L37 117L39 118L40 115H37L38 112H35L33 109H29L30 111H34L35 113H32L31 115H28L27 113V116L25 113H22V105L23 104L19 101L20 104L18 106V104H16V100L14 101L15 103H12L13 105L15 104V107H19L20 109L17 110V113H14V109L13 111L14 112H10L12 111L10 109V107L8 105H11L10 103L7 104L9 102V100L7 99L8 97H6L5 99V96L7 95L5 91H7V89L5 90L6 88V83L4 82L5 80H1L3 81V87L1 86L0 87V197L2 196H7V198L9 197L11 200H13L12 204H15L17 207V210L20 209V211L22 212V215L26 216L27 220H29V224L31 225L32 227V230L34 228L35 231H30L31 234L29 235V233H26L25 230L27 228H25V230L22 232L21 231V234H19V236L21 235V242L19 241H16V239H11L13 242L15 241V244L16 245V249L11 252V253H14L13 255L10 254L9 256V247L11 245H14L13 243H10L11 244L10 246L8 244H6L4 242L3 239H5V236L8 232V228H12V225L10 224L11 223V219L12 218H9V220H6L8 219L7 217L9 216H6L5 220H0V229H2V231L0 232V260H3L4 261V264H40L41 261H43L42 259V255H43V252L46 250V247H48L49 245V240L52 241L53 239L56 238V240H58V250L62 251V253H66V255H70L73 257V260L75 261L74 264H106V258H107V253H105L106 255V258L105 256L104 257H99V255L96 257L97 253H98V250L101 251V249L103 248H99L97 245H98V240L96 237V233L95 231H98V230H101V231H105V230H110L112 227L116 226V225H119L121 224V222L119 221L120 218L123 217L122 214L123 211H121L120 209L123 208L126 204L125 202V199L127 196L124 197V195L126 194H120L118 195V197H114V194H110V192H106V194H102V196L100 197L99 195L97 200L95 199H92V202L88 199V202L84 204L81 203V204H84L83 205H79L81 207V215H76L75 217H70L67 219V213L69 212L68 209L70 207H74L76 208L77 207V202L80 200V198L82 197V195H84L83 193L88 189L89 190V187L93 186V187H100L102 186L103 184L107 183L113 176H114V173L117 172L118 170V166L117 164H108L106 162H102L100 163L97 159H95V152H97L99 149H100V145H98V143L101 141V142H104L103 140H105V135H104V132L102 130H100L101 127H98L97 129V132L95 131L96 129H94L97 125H99L97 123V125L94 127V120L96 118H98L100 120V116L102 113H106L103 109H104V106L102 107L101 105V98H102V95H105L104 92L106 90H104L103 88L105 86H107V83H106ZM145 78V77H144ZM180 78V77H179ZM200 78V79H201ZM48 79V78H47ZM48 79V80H49ZM55 79V78H54ZM62 79V78H61ZM85 79V78H84ZM123 79V78H122ZM136 79V78H135ZM198 79V78H197ZM203 79V80H204ZM241 79V78H240ZM10 80V79H9ZM20 80V79H19ZM31 80V79H29ZM36 80V79H35ZM38 80V79H37ZM69 80V79H67ZM74 80V79H73ZM199 80V79H198ZM209 80V79H208ZM11 81V80H10ZM85 81V80H84ZM83 81V82H84ZM153 81V80H152ZM15 82V80H14ZM22 82V81H21ZM38 82V81H37ZM71 82V81H70ZM87 82V81H86ZM1 83V82H0ZM8 83V81H7ZM16 83V82H15ZM43 83V82H42ZM47 83V82H46ZM62 83V82H61ZM95 83L97 85V87H95ZM144 83V82H143ZM45 84V83H44ZM49 84V83H47ZM129 84V83H128ZM131 84V83H130ZM224 84V83H223ZM2 85V84H1ZM12 85V84H11ZM19 85V84H18ZM225 85V84H224ZM16 86V85H15ZM34 86V85H33ZM104 86V87H103ZM190 86V85H189ZM222 86V85H221ZM227 86V85H226ZM229 86V85H228ZM231 86V85H230ZM27 87V86H26ZM46 87V86H45ZM95 87V88H94ZM3 88V89H2ZM18 88V87H17ZM20 88V87H19ZM225 88V87H224ZM245 88V87H244ZM9 89V88H8ZM11 89V88H10ZM15 89V88H14ZM36 89V88H34ZM46 89V88H45ZM185 89V88H184ZM233 89V88H232ZM247 89V88H246ZM20 90V89H19ZM38 90V89H37ZM42 90V89H41ZM44 90V89H43ZM52 90V89H51ZM24 91V90H23ZM26 91V90H25ZM4 92V93H3ZM9 92V91H7ZM47 92V91H46ZM100 92V94H99ZM225 92H228V91H225ZM243 92V91H242ZM45 93V92H44ZM97 93L99 95H97ZM107 93V92H106ZM30 94V92H29ZM39 94V93H38ZM109 94V91L108 93ZM134 94V93H133ZM234 94H235V91H234ZM232 94V92L228 93V98L226 97V101L229 103L228 105H230V108L232 106V109L234 112V118H241L243 117L244 112H242V107H243V102H244V97L242 96V94L239 96L234 95ZM248 94V93H246ZM4 95V96H3ZM18 95V94H17ZM16 95V97H18ZM46 95V93H45ZM97 95V96H96ZM13 96V95H12ZM106 96L108 95H105L104 98H106ZM203 96V95H202ZM226 96V95H224ZM255 96V98H256ZM14 97V96H13ZM213 97V96H212ZM18 98H21V97H18ZM27 98V97H26ZM30 98V97H29ZM48 98V97H47ZM96 98V100H95ZM100 98V99H99ZM102 98V99H104ZM12 99H15V98H12ZM17 99V98H16ZM22 99V98H21ZM25 99V98H24ZM49 99V98H48ZM94 99V101H93ZM111 99V98H110ZM133 99V98H132ZM250 99V98H249ZM252 99V98H251ZM8 100V101H7ZM32 100V99H31ZM37 100V99H36ZM82 100V99H81ZM181 100V99H180ZM194 100V99H193ZM219 100V99H218ZM252 100V102H253ZM23 101V100H22ZM39 101V100H38ZM103 101V100H102ZM106 101V99L104 100ZM201 101V100H200ZM37 102V101H36ZM35 102V104H36ZM107 102H108V99H107ZM110 102V100H109ZM157 102V101H156ZM155 102V103H156ZM174 102V101H173ZM34 103V101H33ZM40 103V101H39ZM54 103V102H53ZM165 103V102H164ZM199 103V102H198ZM28 104V102H27ZM26 104V106H27ZM106 105H110V103H105ZM162 104V103H160ZM215 104V103H214ZM224 104V103H223ZM12 105V106H13ZM30 105V104H29ZM28 105V106H29ZM41 105V104H40ZM209 105V104H208ZM220 105V104H219ZM226 105V106H228ZM25 107V105H23ZM214 106V105H213ZM245 106V105H244ZM9 107V108H8ZM38 107V105H37ZM36 107V108H37ZM103 109H102V108ZM118 107V106H117ZM162 107V106H161ZM196 107V106H195ZM200 108V107H199ZM261 108V107H260ZM7 109H10V111H8ZM109 109V108H108ZM168 109V108H167ZM229 109V108H228ZM231 109V110H232ZM28 110V112H30ZM39 110V109H38ZM48 110V109H46ZM103 110V112H101ZM196 110V108H195ZM230 110V111H231ZM107 111V110H106ZM116 111V110H115ZM159 111V110H157ZM162 111V110H161ZM160 111V112H161ZM184 111V110H183ZM207 111V110H206ZM224 111V110H223ZM245 111V110H244ZM257 111V110H256ZM68 112V111H67ZM202 112V111H200ZM208 112V111H207ZM210 112V111H209ZM37 113V114H36ZM44 113V111H43ZM63 113V112H62ZM71 113V112H70ZM70 113H67V114H70ZM115 113V112H114ZM197 113V112H196ZM205 113V112H204ZM256 113V112H255ZM30 114V113H29ZM34 114L37 115V117L33 118ZM65 114V113H64ZM63 114V115H64ZM66 114V116H67ZM74 114V115H73ZM112 114V113H111ZM110 114V115H111ZM154 114V113H153ZM152 114V115H153ZM189 114V113H188ZM232 114V113H231ZM229 114V115H231ZM61 115V114H60ZM100 115V116H99ZM103 115V114H102ZM105 117L104 118H107L110 117L109 116V113L106 115L104 114ZM121 115V114H120ZM151 115V114H150ZM174 115V114H173ZM209 115V114H208ZM248 115V114H247ZM80 116H84L82 119V121L84 120V122L81 121V117ZM107 116V117H106ZM125 116V115H124ZM181 116V115H180ZM214 116V114H213ZM103 117V116H102ZM162 117V116H161ZM189 117V116H188ZM219 117V116H218ZM222 117V116H221ZM233 117V116H231ZM246 117V115L244 116ZM56 118V119H55ZM113 118V116H112ZM150 118V117H148ZM185 118V117H184ZM220 118V117H219ZM223 118V117H222ZM226 118V117H225ZM239 118V119H240ZM247 118V117H246ZM245 118V119H246ZM37 120L35 121V123L33 122V120ZM111 119V118H110ZM115 119V118H114ZM119 119V118H118ZM151 119V118H150ZM187 119V118H186ZM203 119V118H202ZM212 119V118H211ZM221 119V118H220ZM224 119V118H223ZM255 119V118H254ZM253 119V121H254ZM258 119V118H257ZM260 119V118H259ZM258 120H255V122L253 121H249L248 123H246V127L249 129V130H254V129H257V130H261V132H264V121H259ZM41 120V119H40ZM81 122H80V121ZM98 120V122H99ZM102 120V119H101ZM105 120V119H104ZM117 120V119H116ZM115 120V121H116ZM158 120V119H157ZM177 120V119H176ZM207 120V119H206ZM231 120V119H229ZM241 120V119H240ZM109 121V119H108ZM114 121V122H115ZM152 121V120H151ZM156 121V120H155ZM185 121V119H184ZM211 121V120H210ZM216 121V120H215ZM225 121V120H224ZM234 123H238L237 120L235 119ZM40 122V121H39ZM93 122V123H92ZM111 122V121H110ZM144 122V121H143ZM154 122V120H153ZM157 122V121H156ZM186 122V121H185ZM218 122V121H216ZM231 123V121H228V123ZM242 122V121H241ZM243 122L245 124V121H244V118H243ZM91 123V124H90ZM104 123V122H103ZM159 123V122H158ZM221 125H222V119L220 121ZM224 123V122H223ZM33 124V125H32ZM34 124H38L36 126H34ZM152 123V126L156 127V125ZM167 124V123H166ZM186 124V123H185ZM199 124V123H197ZM233 124V122L231 123ZM107 125V124H106ZM113 125V124H112ZM171 125V124H170ZM184 125V124H183ZM204 125V124H203ZM226 125V124H225ZM235 125V124H234ZM233 125V127H234ZM238 126V124H236ZM235 125V127H237ZM240 125V124H239ZM143 126V125H142ZM179 126V125H178ZM205 126V125H204ZM242 126V124L240 125ZM116 127V125H115ZM113 126V128H115ZM141 127V126H140ZM153 127V128H154ZM177 127V126H176ZM200 127V126H199ZM217 127V126H216ZM215 127V128H216ZM232 127V126H231ZM234 127V128H235ZM244 127V126H243ZM137 128V127H136ZM162 128V127H161ZM214 128V129H215ZM241 128V127H240ZM145 129V128H144ZM170 129V128H169ZM205 128H203L204 130ZM211 129V128H210ZM114 130V129H113ZM138 130V129H137ZM159 130V129H158ZM206 130H207V127H206ZM205 130V131H206ZM246 130V129H245ZM248 130V131H249ZM256 130V131H257ZM99 131V132H98ZM136 131V130H135ZM144 131V130H143ZM149 131V130H148ZM167 131V130H166ZM188 131V130H187ZM200 131V129H199ZM202 131V130H201ZM226 131V130H225ZM255 131V130H254ZM153 132V130H152ZM162 132V131H161ZM164 132V131H163ZM180 132V131H179ZM189 132V131H188ZM207 132V131H206ZM214 132V131H213ZM219 132V131H218ZM250 132V131H249ZM56 133V134H55ZM108 133V131H107ZM112 133V132H111ZM178 133V132H177ZM228 133V132H227ZM231 133V132H230ZM234 133V132H233ZM236 133V132H235ZM234 133V135H235ZM241 133H244V132H241ZM212 134V133H211ZM224 134V133H223ZM237 134V133H236ZM254 134V133H252ZM109 135V134H108ZM117 135V134H116ZM182 135V133H181ZM188 135V134H187ZM244 135V134H243ZM126 136V135H125ZM130 136V135H129ZM134 136V135H133ZM145 135H143L144 137ZM176 136V135H175ZM203 136V135H202ZM207 136V135H206ZM245 136V135H244ZM252 136V135H251ZM258 136V135H257ZM256 136V137H257ZM26 137H29V141H26L25 142V138ZM109 137V136H108ZM210 137V135H209ZM115 138V137H114ZM148 138V137H147ZM146 138V139H147ZM236 138V137H235ZM234 138V139H235ZM239 138V137H238ZM237 138V139H238ZM150 139V138H149ZM202 139V138H201ZM205 139V138H204ZM206 139L208 140V138L206 137ZM244 139V138H243ZM141 140V139H140ZM165 140V139H164ZM170 140V139H169ZM211 140V139H210ZM219 140V139H218ZM221 140V139H220ZM236 140V139H235ZM250 140V139H249ZM255 140V139H254ZM185 141V140H184ZM204 141V140H203ZM206 141V140H205ZM204 141V142H205ZM214 141V139H213ZM225 141V140H224ZM230 141V140H229ZM243 141V140H242ZM246 141V140H245ZM121 142V141H120ZM178 142V141H177ZM207 142V141H206ZM234 142V141H233ZM241 142V141H240ZM250 142V141H248ZM257 142V141H256ZM151 143V142H150ZM167 143V142H166ZM203 143V142H202ZM208 143V142H207ZM124 144V143H123ZM159 144V142H158ZM215 144V143H214ZM226 144V143H225ZM230 144V142H229ZM236 144V143H235ZM254 144V143H253ZM259 144V143H257ZM102 145V144H101ZM172 145V144H171ZM250 145V144H249ZM217 146V145H216ZM224 146V145H223ZM228 146V145H227ZM256 146V145H255ZM103 147V146H102ZM156 146H154L155 148ZM159 147V146H158ZM168 147V146H167ZM196 147V146H195ZM242 147V146H241ZM261 147V146H260ZM116 148V147H115ZM114 148V149H115ZM119 148V146H118ZM117 148V149H118ZM136 148V147H135ZM143 148V147H142ZM166 148V147H165ZM193 148V146H192ZM223 148V147H222ZM225 148V147H224ZM138 149V147H137ZM141 149V148H140ZM150 149V148H149ZM157 149V148H156ZM162 149V148H161ZM168 149V148H167ZM171 149V148H170ZM186 149V148H185ZM197 149V148H196ZM220 149V148H219ZM227 149V148H226ZM187 150V149H186ZM185 150V151H186ZM247 150V149H246ZM245 150V151H246ZM252 150V149H251ZM122 151V150H121ZM136 151V150H135ZM143 151V150H142ZM184 151V152H185ZM193 151V150H192ZM176 152V151H175ZM190 152V151H189ZM197 152V151H196ZM194 152V153H196ZM221 152V151H220ZM242 152V151H240ZM255 152V151H254ZM103 153V152H102ZM108 153V152H107ZM172 153V152H171ZM193 153V154H194ZM257 153V152H256ZM132 154V153H131ZM190 154V153H189ZM188 154V155H189ZM197 154V153H196ZM219 154V153H218ZM226 154V153H225ZM102 155V154H101ZM134 155V154H133ZM158 155V154H157ZM166 156L167 153L165 154ZM181 155V154H180ZM183 155V154H182ZM186 157L189 158V157H192L189 155V157ZM204 155V154H203ZM115 156V155H114ZM184 156V155H183ZM183 156L181 157V159L183 158ZM238 156V155H236ZM91 157H94V160H91ZM103 157V155H102ZM107 157H110V156H107ZM117 157V156H116ZM136 157V156H135ZM170 157V156H169ZM177 157V156H176ZM203 157V156H201ZM114 158V157H113ZM130 158V157H129ZM155 158V157H154ZM179 158V157H178ZM193 158V157H192ZM195 158V157H194ZM193 158V159H194ZM198 157L196 156V159ZM212 158V157H211ZM93 159V158H92ZM99 159V158H98ZM179 159V160H181ZM186 159L184 160V162L186 161ZM204 158H201V160H203ZM255 159V158H254ZM97 160V161H96ZM132 160V159H131ZM136 160V159H135ZM163 160V158H162ZM188 160V159H187ZM198 160V159H197ZM211 160V159H210ZM220 160V159H219ZM222 160V159H221ZM150 161V160H149ZM153 161V160H152ZM183 161V159H182ZM180 161V162H182ZM200 161V160H199ZM197 161V163L199 162ZM233 161V159H232ZM115 162H117L115 160ZM130 162V161H129ZM164 162V161H162ZM172 162V161H171ZM201 162V161H200ZM205 162V161H204ZM208 162V161H207ZM125 163V162H124ZM132 163V161H131ZM130 163V164H131ZM154 163V162H152ZM177 163V162H175ZM189 162H187L186 164L188 165ZM194 163V162H193ZM202 163V162H201ZM253 163V162H252ZM138 164V163H137ZM170 164V163H169ZM182 164V163H181ZM177 163V165L179 166H175L178 167L176 168V170H173V176L172 175H168L167 177L169 176H172L170 177V181H164L162 180L161 183H163L162 186H165L168 187L167 185L169 184L170 186L171 185H175V183L183 176V173L185 171H187L190 167V165H188V168L183 166V164L181 165ZM207 164V163H206ZM205 164V165H206ZM215 164V163H213ZM222 164V163H221ZM233 164V163H232ZM195 165V164H194ZM197 165V164H196ZM204 165V166H205ZM216 165V164H215ZM223 165V164H222ZM239 165V164H238ZM259 165V164H258ZM148 166V165H147ZM170 166V165H169ZM200 166V165H199ZM203 166V167H204ZM214 166V165H213ZM230 166V165H229ZM127 167V166H126ZM156 167V166H155ZM167 167V166H166ZM195 167V166H194ZM201 166V170H204L202 169L203 168ZM206 167V166H205ZM217 167V166H216ZM233 167V166H232ZM170 168V167H169ZM215 168V167H214ZM255 168V167H254ZM260 168V167H259ZM124 169V168H123ZM127 169V168H126ZM131 169V168H130ZM146 169V168H145ZM191 170L193 169L192 167L190 168ZM189 169V170H190ZM206 170V169H205ZM243 170V169H242ZM164 171V170H163ZM168 171V170H167ZM166 171V172H167ZM170 171V170H169ZM168 171V172H169ZM194 172V170H192ZM213 171V170H212ZM136 172V170H135ZM138 172V170H137ZM140 172V171H139ZM142 172V171H141ZM140 172V173H141ZM153 172V171H151ZM172 172V171H171ZM170 172V173H171ZM191 172V171H190ZM198 172V171H197ZM207 172V171H205ZM215 172V171H214ZM237 172V171H236ZM264 172V171H262ZM144 173V172H143ZM163 173V172H162ZM199 173V172H198ZM216 173V172H215ZM229 173V172H228ZM241 173V172H240ZM169 174V173H168ZM194 174V173H192ZM258 174V173H257ZM188 175V174H187ZM191 175V174H190ZM189 175V176H190ZM195 175V174H194ZM197 175V174H196ZM200 175V174H199ZM198 175V176H199ZM116 176V175H115ZM229 176V175H228ZM141 177V176H140ZM139 177V178H140ZM145 177V175H144ZM149 177V176H148ZM222 177V176H221ZM114 178V177H113ZM112 178V179H113ZM131 178V177H130ZM138 178V179H139ZM87 179V180H86ZM199 179V178H198ZM231 179V178H230ZM82 180H86V182H83ZM128 180V179H127ZM137 180V179H136ZM146 180V178H145ZM150 180V179H149ZM152 180V179H151ZM150 180V181H151ZM225 180V179H224ZM247 180V179H246ZM81 181L83 182V184L85 183V186H81L79 187ZM256 181V180H255ZM111 182V181H110ZM126 182V181H125ZM229 182V181H228ZM232 182V181H230ZM234 182V181H233ZM246 182V181H245ZM251 182V181H250ZM257 182L259 183H264V173L260 174L257 178ZM256 182V183H257ZM146 185L144 186V188L146 187L147 189H145V192H147L146 190H150L148 189V187L150 188V186H148V184L146 182H144ZM159 183V182H158ZM235 183V182H234ZM108 184V183H107ZM154 184V183H153ZM231 184V183H230ZM249 184V183H248ZM79 185V186H78ZM161 185V184H160ZM159 185V186H160ZM229 185V184H228ZM116 186V185H115ZM122 186V185H121ZM143 186V185H142ZM141 186V187H142ZM158 186V185H157ZM158 186V187H159ZM199 186V185H198ZM201 186V185H200ZM236 186V185H235ZM248 186V185H247ZM246 186V187H247ZM156 187V186H155ZM229 187V186H227ZM231 187V186H230ZM229 187V188H230ZM107 188V187H105ZM116 188V187H115ZM143 188V187H142ZM160 188V187H159ZM213 188V187H212ZM215 188V187H214ZM261 188V186H260ZM153 189V188H152ZM158 189V188H157ZM194 189V188H193ZM195 189H198L195 187ZM204 189V188H203ZM206 189V188H205ZM95 190V189H94ZM109 190V189H108ZM137 190V189H136ZM182 190V189H181ZM190 190V189H189ZM213 190V189H212ZM238 190V189H237ZM129 191H132L131 189ZM128 191V192H129ZM155 191V190H154ZM180 191V190H179ZM103 192V191H102ZM114 192V191H112ZM134 192V191H133ZM183 192V191H182ZM242 192V191H241ZM257 192V191H256ZM101 193V192H100ZM104 193V192H103ZM116 193V192H115ZM123 193V192H122ZM130 193V192H129ZM140 193V192H139ZM137 193V194H139ZM142 193V192H141ZM144 193V192H143ZM201 193V192H200ZM95 194V193H94ZM128 194V193H127ZM126 194V195H127ZM132 194V193H131ZM136 194V196H137ZM146 194V193H145ZM144 194V195H145ZM148 194V192H147ZM154 194V193H153ZM184 194V193H183ZM190 194V192H189ZM199 194V193H198ZM259 194V193H258ZM135 195V193H134ZM133 195V196H134ZM143 195V196H144ZM178 195V194H177ZM192 195V194H190ZM201 195V194H199ZM205 196V194H203ZM210 195V194H209ZM212 195V194H211ZM236 195V194H235ZM130 196V195H129ZM139 196V195H138ZM141 196V195H140ZM198 196V195H197ZM202 196V195H201ZM85 197V196H84ZM147 197V196H146ZM185 197V196H184ZM190 197V196H189ZM193 197V196H192ZM194 197H196L194 195ZM211 197V196H209ZM3 198V197H2ZM128 198V197H127ZM183 198V197H182ZM201 198V197H200ZM199 198V199H200ZM205 198V197H204ZM207 200L209 199L208 197H206ZM205 198V199H206ZM212 198V197H211ZM210 198V199H211ZM214 198V197H213ZM184 199V198H183ZM215 199V198H214ZM9 200V199H7ZM85 200H86V197H85ZM127 200V199H126ZM181 200V199H180ZM188 200V199H187ZM191 200V199H190ZM189 200V201H190ZM201 200V199H200ZM218 200V198H217ZM222 200V199H221ZM83 201V200H82ZM185 201V200H183ZM188 201V202H189ZM210 201V200H209ZM208 201V202H209ZM214 201V200H213ZM212 199H211V202H213ZM223 201V200H222ZM226 201V200H225ZM253 201V200H252ZM9 202V201H7ZM81 202V201H80ZM129 202V201H128ZM136 202V201H135ZM230 202V200H229ZM166 203V202H165ZM169 203V202H167ZM190 203V202H189ZM197 203V202H196ZM214 203V202H213ZM217 203V202H216ZM249 203V202H248ZM251 203V202H250ZM1 204V203H0ZM8 204V203H7ZM11 204V203H9ZM11 204V205H12ZM160 204V203H159ZM164 204V203H163ZM219 204V203H218ZM224 204V203H223ZM247 204V203H246ZM256 204V202H255ZM259 204V203H258ZM128 205V204H127ZM168 205V204H167ZM185 205V204H184ZM192 205V204H191ZM190 205V206H191ZM200 205V204H199ZM197 205V206H199ZM251 205V204H250ZM261 205V204H260ZM5 206V204H4ZM78 206V208H79ZM187 206V205H186ZM193 206V205H192ZM191 206V207H192ZM196 206V205H195ZM206 207H208L206 204H205ZM1 207V206H0ZM15 207V206H14ZM167 207V206H166ZM189 207V206H188ZM218 207V205H217ZM222 207V206H221ZM221 207H218L219 209ZM250 207V206H249ZM255 207V206H254ZM257 207V206H256ZM163 208V207H162ZM164 208H165V205H164ZM183 208V207H182ZM181 208V209H182ZM198 208V207H197ZM196 208V209H197ZM203 208V207H201ZM209 208V207H208ZM211 208V206H210ZM247 208V207H246ZM259 208V207H258ZM264 208V207H262ZM2 209V208H1ZM80 209V208H79ZM125 209V208H124ZM123 209V210H124ZM190 209V208H189ZM192 209V208H191ZM200 209V208H199ZM206 209V208H205ZM222 209V208H221ZM220 209V210H221ZM249 209V208H248ZM254 209V208H253ZM14 210V209H13ZM16 210V209H15ZM16 210V211H17ZM132 211V209H130ZM177 210V209H176ZM180 210V209H179ZM185 210H186V207H185ZM202 211V209H200ZM210 210V209H209ZM209 210L206 209L205 212H210ZM217 210V208H216ZM225 209H223L224 211ZM257 210V209H256ZM264 210V209H262ZM68 211V212H66ZM174 211V210H173ZM181 211V210H180ZM189 211V210H188ZM227 211V210H226ZM250 211V210H249ZM2 212V211H1ZM4 212V211H3ZM7 212V211H6ZM19 212V211H18ZM129 212V211H128ZM160 212V211H159ZM190 212V211H189ZM204 212V214H205ZM213 212V210L211 211ZM215 212V211H214ZM228 212V211H227ZM234 212V211H233ZM247 212V211H246ZM245 212V214H247ZM252 212V210H251ZM255 212V210H254ZM264 211H260L259 213H262ZM5 213V212H4ZM17 213V212H16ZM122 213V214H121ZM127 213V212H126ZM130 213V212H129ZM169 213V211H168ZM186 213V211H185ZM184 213V214H185ZM203 213V212H202ZM218 213V212H217ZM222 213V211H221ZM239 213V212H238ZM243 213V211L241 212ZM249 213V212H248ZM253 213V212H252ZM257 213V212H256ZM8 214V213H7ZM75 214V213H74ZM73 214V215H74ZM159 214V213H158ZM179 214V213H178ZM177 214V216H178ZM182 214V213H181ZM220 214V213H219ZM219 214H217L219 216ZM226 213H224V217H226L225 215ZM228 214V213H227ZM232 214V213H231ZM3 215V214H2ZM0 214V216H2ZM18 215V214H17ZM72 215V214H71ZM69 215V216H71ZM122 215V217H120ZM130 215V214H129ZM161 215V214H160ZM173 215V213H172ZM211 215V214H210ZM215 216H217L216 214H214ZM222 215V214H220ZM230 215V214H229ZM249 215V214H248ZM258 215V213H257ZM4 216V215H3ZM169 216V215H168ZM250 216L252 217V214L250 213ZM253 216L255 217L256 214L254 213ZM259 217L261 215H258ZM5 217V216H4ZM3 217V218H4ZM182 217V216H181ZM195 217V216H194ZM230 217V216H229ZM250 217V218H251ZM253 217V219H254ZM257 217V216H256ZM164 218V217H163ZM174 218V217H172ZM202 218H208L206 216H201L200 219ZM213 218V217H212ZM211 218V219H212ZM219 218V217H218ZM217 218V219H218ZM231 218V217H230ZM249 217H245V218H242V221H241V227L243 229L241 230H237L236 228L234 229V227H237V226H234L232 227V224L230 222V225L232 227L233 230L230 229V239H227V241L229 240V243L230 245L228 246V253L230 250H232L231 252H233V257H236V253H238V256H241L242 259H240V262L237 261L234 262V260H229L227 262H230V264H250V262H252V260H254L257 264H264V243H262L260 245V247L258 248V246L256 247V251L258 250L257 254L254 256L250 251L252 250V244H253V241H252V236H253V233H256L255 232V228L252 227L250 224H249V220H250ZM258 218V217H257ZM262 218H264V216H262ZM97 219V221H96ZM167 219V218H166ZM199 219V218H198ZM161 220V219H160ZM163 220V219H162ZM189 220V219H188ZM206 220V219H205ZM216 220V219H215ZM213 220V221H215ZM219 220V219H218ZM221 220V219H220ZM225 220V219H223ZM230 220V219H229ZM233 220V219H232ZM85 222V224H87V227L90 226L89 228L92 230H85L82 223ZM167 221V220H166ZM222 221V220H221ZM236 221V220H235ZM261 221V218L260 220ZM264 221V220H262ZM93 222V223H92ZM128 222V221H127ZM156 222V221H155ZM158 222V221H157ZM175 223V221H173ZM172 222V223H173ZM184 222V221H183ZM182 222V223H183ZM190 222V221H189ZM202 222V221H200ZM210 222V221H208ZM212 222V221H211ZM217 222V221H215ZM214 222V223H215ZM224 222V221H223ZM227 222V221H226ZM234 222V221H233ZM28 223V221H27ZM92 223V224H90ZM133 223V222H132ZM173 223V224H174ZM181 223V222H180ZM198 223V222H196ZM207 223V222H205ZM204 223V224H205ZM227 223V225H228ZM90 224V225H88ZM126 224V223H125ZM152 224V223H151ZM201 224V223H200ZM217 224H220V223H217ZM225 224V223H224ZM27 226V227H30ZM122 225V224H121ZM147 225V224H146ZM221 225V224H220ZM223 225V223H222ZM226 225V226H227ZM25 226V225H24ZM86 226V225H85ZM118 226V228H119ZM161 226V225H160ZM169 226V225H168ZM174 226V225H173ZM198 226V224H197ZM206 226V225H205ZM218 226V225H217ZM224 225V229H226V227ZM137 227V226H136ZM171 227V226H169ZM219 227V226H218ZM264 227V226H262ZM86 228V227H85ZM115 228V227H114ZM133 228V227H132ZM179 228V227H178ZM223 228V226H222ZM221 228V230H223ZM230 228V226L228 227ZM31 229V228H29ZM116 229H117V226H116ZM144 229V228H143ZM153 229V228H152ZM156 229V228H155ZM165 229V228H164ZM217 229H220L217 228ZM7 230V231H6ZM12 230V229H10ZM14 232L15 230L17 229H13ZM22 230V229H21ZM113 230V228H112ZM158 230H161V229H158ZM243 230V231H242ZM245 230V231H244ZM125 231V230H124ZM153 231V230H151ZM168 231V230H167ZM190 231V230H189ZM198 231V230H197ZM220 231V230H219ZM225 231V230H224ZM228 231V230H227ZM225 231V232H227ZM232 231V232H231ZM260 231H264V229L260 230ZM14 232L12 233L13 235H16L14 234ZM17 232V231H16ZM20 232V229L18 231V233ZM34 232H36V234L38 233V237H40V239H38V241L40 240V242H37L36 238L34 239L32 237V234H34ZM91 232H95L94 235L91 233ZM106 232V231H105ZM148 232V231H147ZM208 232V231H207ZM259 232V231H257ZM11 231H9V234L10 235ZM99 235H100V232H98ZM102 233V232H101ZM131 233V232H130ZM155 233V232H154ZM165 233V232H164ZM168 233V232H167ZM215 233H216V229H215ZM219 233H222L220 234L221 236L223 235V231L221 232H218L216 234V237L219 238L220 240V236H219ZM260 233V232H259ZM264 233V232H262ZM11 234V236H12ZM35 234V236H36ZM227 234V233H226ZM229 234V232H228ZM258 234V233H257ZM111 235V234H110ZM158 235V234H157ZM213 235V234H212ZM225 235V234H224ZM262 235V234H260ZM18 236V234H17ZM151 236V234H150ZM155 236V235H154ZM166 236V235H164ZM207 236H209V239H213V237H210L209 234H207ZM219 236V237H218ZM228 236V235H227ZM255 236V235H254ZM253 236V237H254ZM264 236V235H262ZM2 237H4L2 239ZM7 237V236H6ZM14 237V236H13ZM120 237V236H119ZM200 237V235L198 236ZM205 237V235H204ZM203 237V238H204ZM224 237V236H223ZM221 239V241L223 240H226V239ZM226 237V236H225ZM257 237V236H256ZM260 238V236H258ZM11 238V237H10ZM17 238V237H16ZM45 238H48V240H46ZM215 238V237H214ZM216 238V240H218ZM244 247L241 246L239 244V241L241 239H244ZM255 238V237H254ZM262 238V237H261ZM8 239V238H7ZM19 238H17L18 240ZM114 239V238H113ZM116 239V238H115ZM123 239V238H122ZM138 239V238H137ZM144 239V238H143ZM153 239V238H152ZM207 239V237H206ZM211 239L208 240L209 241V244H212L210 243L211 242ZM20 240V239H19ZM36 240V241H35ZM100 240V239H99ZM199 240V239H198ZM218 240V241H219ZM239 240V241H238ZM255 240V239H254ZM261 240V239H260ZM259 240V241H260ZM262 240H264V238H262ZM6 241V239H5ZM48 241V242H46ZM124 241V240H123ZM207 241V242H208ZM213 241V240H212ZM226 241V242H227ZM258 241V239H257ZM119 242V243H118ZM116 242L117 244L115 245L114 247V250L115 252H113V256L117 255V262L116 264H121L120 260L118 258V256L121 254V252L119 250H121V245L122 242L118 241ZM138 242V241H136ZM157 242H160V241H157ZM156 242V243H157ZM197 242V241H196ZM201 242V241H200ZM205 242V241H204ZM203 242V246H204V263L205 264H220L221 261L225 258H223L220 263L217 262L219 261L218 260V250L219 248L215 247L216 245L213 247H210L211 245H209L207 242L204 243ZM225 242V243H226ZM238 242V243H237ZM256 242V241H255ZM254 242L253 245H255L256 243ZM8 243V242H7ZM51 243V242H50ZM215 243V240L214 242ZM223 243V242H222ZM261 243V242H260ZM123 244H126V243H123ZM136 244V243H135ZM139 244V243H138ZM144 244V243H143ZM201 244V243H200ZM221 244V243H220ZM224 244V243H223ZM222 244V245H223ZM239 244V245H238ZM259 244V243H258ZM14 245V246H15ZM41 245H43L41 247ZM106 245V244H105ZM141 245V244H140ZM157 245V244H156ZM126 246V245H125ZM129 246V245H128ZM144 246V245H143ZM146 246V245H145ZM199 246V245H198ZM156 247V246H155ZM162 247V246H160ZM196 247V246H195ZM202 247V246H201ZM220 247V246H219ZM231 247V249H230ZM54 248V247H53ZM105 248V247H104ZM127 248V247H126ZM129 248V247H128ZM157 248V247H156ZM221 248H224V247H221ZM227 249V247H225ZM243 248V249H242ZM251 248V249H250ZM255 248V247H254ZM253 248V249H254ZM9 249V250H8ZM13 249V248H11ZM71 249H73L74 251L76 252H72ZM30 250V252L28 253V251ZM57 250V249H56ZM106 250V248H105ZM126 250V249H125ZM130 250V249H129ZM221 250V249H220ZM225 250V249H224ZM224 250L222 249L221 251L224 252ZM99 251V252H100ZM131 251V250H130ZM219 251V254L220 252ZM255 251V252H256ZM107 252H108V249H107ZM111 252V251H110ZM134 252V251H133ZM146 252V251H145ZM150 252V250H149ZM226 252V254H227ZM230 252V253H231ZM104 253H102L104 255ZM116 253V254H115ZM120 253V254H119ZM132 253V252H131ZM136 253V252H135ZM143 253V252H142ZM151 253V252H150ZM222 253V252H221ZM225 253V252H224ZM101 254V253H99ZM101 254V256H102ZM128 254V253H127ZM185 254V253H184ZM63 256V254H61ZM133 255V254H132ZM224 256V254H222ZM231 254L227 255L228 257L230 256ZM131 256V254H130ZM136 256V255H134ZM222 256V257H223ZM254 256V257H253ZM54 257V256H53ZM133 257V256H132ZM214 257V258H212ZM221 257V256H220ZM221 257V258H222ZM225 257V256H224ZM66 258V256H65ZM69 258V257H68ZM67 258V259H68ZM95 258V259H94ZM101 258V259H100ZM116 258V256H115ZM114 258V259H115ZM142 258V257H141ZM216 258V259H215ZM70 259V258H69ZM69 259H68V262H69ZM94 259V261H93ZM108 259V258H107ZM113 259V258H112ZM135 259V258H134ZM213 259V260H211ZM227 259V258H226ZM234 259V258H233ZM238 259V257H237ZM116 260V259H115ZM141 260V259H140ZM181 260V259H180ZM239 260V259H238ZM243 260H244V263H243ZM21 261V262H20ZM61 261V260H60ZM67 261V260H66ZM71 261V260H70ZM111 261V259L109 260ZM114 260H112L111 262H109V264H115V262H113ZM142 261V260H141ZM225 261V260H223ZM260 261V262H259ZM45 262V261H44ZM44 262H42V264H44ZM73 262V261H71ZM145 262V260H144ZM180 262V261H179ZM198 262V261H197ZM254 262V263H255ZM49 263V262H48ZM67 263V262H66ZM65 263V264H66ZM181 263V262H180ZM226 263V261H225ZM50 264V263H49ZM68 264V263H67ZM71 264V263H70ZM73 264V263H72ZM150 264V262H149Z\"/></svg>","mask_w":264,"mask_h":264}]
</instances>
